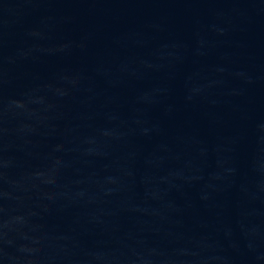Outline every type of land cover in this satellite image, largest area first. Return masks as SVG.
Wrapping results in <instances>:
<instances>
[{"label": "water", "instance_id": "1", "mask_svg": "<svg viewBox=\"0 0 264 264\" xmlns=\"http://www.w3.org/2000/svg\"><path fill=\"white\" fill-rule=\"evenodd\" d=\"M0 264H264V0H0Z\"/></svg>", "mask_w": 264, "mask_h": 264}]
</instances>
